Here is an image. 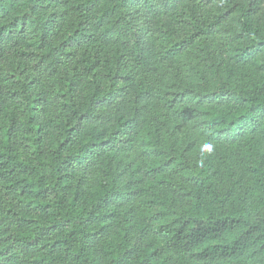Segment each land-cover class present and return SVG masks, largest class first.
Instances as JSON below:
<instances>
[{
	"label": "trees",
	"instance_id": "1",
	"mask_svg": "<svg viewBox=\"0 0 264 264\" xmlns=\"http://www.w3.org/2000/svg\"><path fill=\"white\" fill-rule=\"evenodd\" d=\"M262 16L264 0H0V264H264V206L218 195L177 147L188 129L264 145V61L244 91L206 83L262 56Z\"/></svg>",
	"mask_w": 264,
	"mask_h": 264
},
{
	"label": "rangeland",
	"instance_id": "2",
	"mask_svg": "<svg viewBox=\"0 0 264 264\" xmlns=\"http://www.w3.org/2000/svg\"><path fill=\"white\" fill-rule=\"evenodd\" d=\"M239 16L240 12H236L226 23L233 32L239 29ZM263 25L264 16L255 22V26L260 28ZM261 55L254 63L245 66L228 60L218 73L206 79L208 88L215 91L222 86L238 92L248 89L261 75L258 64L264 61V50ZM178 146L188 161L209 168L212 174L210 186L218 195L232 192L235 200H247L252 208L264 206V145L259 138L250 146L241 140L217 143L196 130L188 129L178 137Z\"/></svg>",
	"mask_w": 264,
	"mask_h": 264
}]
</instances>
